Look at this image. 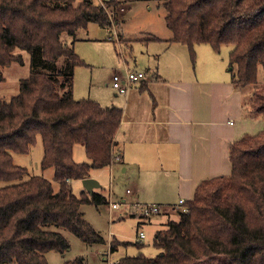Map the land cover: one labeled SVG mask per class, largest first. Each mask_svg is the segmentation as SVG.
<instances>
[{"label":"trees","instance_id":"obj_1","mask_svg":"<svg viewBox=\"0 0 264 264\" xmlns=\"http://www.w3.org/2000/svg\"><path fill=\"white\" fill-rule=\"evenodd\" d=\"M76 1L0 0V72L24 63L18 51L32 56L19 93L0 99V182L5 184L0 186V264H49V252L70 249L62 231L88 245L107 243L82 211L84 205L104 204L107 198L86 190L76 195L71 184L117 162L115 136L123 112L74 97L75 69L86 65L74 43L92 23L116 30L125 11L119 0ZM163 7L172 33L166 42L187 46L194 67L197 45L208 44L217 53L223 45L233 46L232 84L253 86L251 100L242 106L244 115L263 119L264 0H165ZM38 136L44 151L41 167L54 169L57 189L14 162L13 154H28ZM78 144L84 146L87 162L75 161ZM229 161V175L201 181L184 203L187 211L156 231L157 256L140 253L112 264H264V130L234 140ZM120 244L134 243L112 241L110 253ZM64 264L88 263L78 256Z\"/></svg>","mask_w":264,"mask_h":264},{"label":"crops","instance_id":"obj_2","mask_svg":"<svg viewBox=\"0 0 264 264\" xmlns=\"http://www.w3.org/2000/svg\"><path fill=\"white\" fill-rule=\"evenodd\" d=\"M150 46L146 45L150 49L143 64L129 70L147 73L144 68H149L152 75L147 73L146 79L124 94L116 91L110 82L115 98L110 102L96 96L95 99L123 112L115 136L118 160L103 169H108L111 176L120 172L132 187L126 193L133 196L131 201L135 206L151 202L163 207L159 215H168L167 210L177 209L181 199L187 201L193 197L201 181L225 173L230 144L258 131L262 124L244 117V112L243 115L237 112L238 122L229 118L228 95L233 91L232 84L219 75L221 67L212 48L196 49L204 52L205 57L198 75L197 51L194 67L185 45ZM74 48L81 53L80 46L74 44ZM222 88L225 97L221 96ZM74 96L81 97L75 93ZM90 177L97 179L98 175ZM167 222L156 223L160 227L157 230Z\"/></svg>","mask_w":264,"mask_h":264},{"label":"rangeland","instance_id":"obj_3","mask_svg":"<svg viewBox=\"0 0 264 264\" xmlns=\"http://www.w3.org/2000/svg\"><path fill=\"white\" fill-rule=\"evenodd\" d=\"M81 1L77 0L76 3H80ZM93 1L102 4L100 0ZM119 1L123 2L125 12H120V22L116 30L108 32L99 25L92 23L86 30L82 29L78 33V40L74 44L76 47L80 46L81 53L76 51L85 61L86 65L77 67L75 70L74 93L81 96L79 98H76L78 96H74L77 100L85 98L96 100V96L110 102L115 98V93L111 87V78L115 73L124 75L126 69H134L139 67L138 64H143L142 60L148 57L147 52L150 49L146 45H152L150 47H155V45H182L166 42L172 38V33L167 28L165 22L166 11L163 7L165 0ZM150 37H158L161 41H147ZM65 39H69V37L65 36ZM200 45L196 49L207 47V49L211 50L208 44ZM232 48L233 46L228 44L223 45L219 53L211 50L217 59L216 62L221 67L219 75L223 79L225 77L230 85L232 84V72L229 66V53ZM196 51L198 55L196 73L201 75L198 67L205 62L204 52ZM17 53L24 56V63H12L9 66L3 67L0 72V99L2 100H9L19 93L20 81L27 78L32 69V56L21 51ZM44 69L47 68L45 67ZM144 69L147 70L149 75H152L153 70L149 68ZM263 81L264 74L260 70L259 82L262 83ZM230 85H228L229 90ZM231 87L233 91L228 95L229 118H232L233 122H238L236 114L237 112H242L243 115V110L241 111L242 106L251 100V89L253 86L240 89L234 87L232 84ZM225 95V89L222 88L221 96L225 97ZM106 101L100 104H103L102 106L110 104L105 103ZM257 121H259L258 124L261 123L262 125L258 131L256 130L251 134L264 130V118H259ZM43 153L42 139L38 136L36 144L31 147L28 154H13L14 162L17 165L26 167L29 176L42 175L46 177L52 182L54 189H57L58 184L54 181V169H43L41 167ZM74 159L77 163L88 161L84 146L80 144L74 146ZM230 172L231 165L228 160L227 170L225 173H221V175L226 176ZM90 175H98L96 180L100 182L101 187L95 191L103 194L107 198V202L97 206L94 204L84 205L82 211L86 220L91 223L107 243L104 245H88L74 235L62 231L70 241V249L65 253L49 252L47 255L49 264H64L65 261L78 256L85 257L88 264H112L122 257L136 256L140 253L147 257L157 256L160 250L154 247L153 239L155 231L160 227H157L156 223H165L168 219L177 220L178 212L181 209H168V215H152L149 217L150 219L140 216L134 217L132 214L136 213V208L134 206L135 203L131 201L133 196L126 193V190L131 185L125 181L120 172H116L111 176L108 169H96L91 170ZM111 177H114L113 182H111ZM4 185V183L0 182V186ZM71 185L76 195H80L85 190L82 180L73 181ZM111 191L114 192L113 195H111ZM114 201L120 203L119 209L111 207L110 203ZM145 205H152V203L146 202ZM141 233L144 234V238L142 239L140 238ZM112 241L134 244H120L117 250L111 254L109 244ZM135 243L141 245L137 246Z\"/></svg>","mask_w":264,"mask_h":264},{"label":"built area","instance_id":"obj_4","mask_svg":"<svg viewBox=\"0 0 264 264\" xmlns=\"http://www.w3.org/2000/svg\"><path fill=\"white\" fill-rule=\"evenodd\" d=\"M102 3L105 0H100ZM146 79V73L141 72V71H132V70H126L125 74L122 75L121 73H116L114 74L112 78V85L113 88L118 91L119 93H127V91L136 83L141 82L142 80ZM118 160V157H116ZM124 202V201H123ZM125 203V202H124ZM185 201L183 199L180 200L179 202V207L181 211L185 212L187 211L186 207L184 206ZM135 206V205H134ZM111 207L113 209H119L120 203H112ZM136 214H143L147 216H152V215H159L162 212V206L161 205H136L135 206ZM140 238H144V234H140Z\"/></svg>","mask_w":264,"mask_h":264},{"label":"water","instance_id":"obj_5","mask_svg":"<svg viewBox=\"0 0 264 264\" xmlns=\"http://www.w3.org/2000/svg\"><path fill=\"white\" fill-rule=\"evenodd\" d=\"M83 186L86 191H88L90 194L94 192L97 188L101 187V184L98 180L94 178H86L82 180Z\"/></svg>","mask_w":264,"mask_h":264}]
</instances>
